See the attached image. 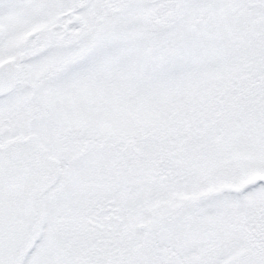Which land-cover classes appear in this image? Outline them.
Instances as JSON below:
<instances>
[{"label": "snow or ice", "instance_id": "1", "mask_svg": "<svg viewBox=\"0 0 264 264\" xmlns=\"http://www.w3.org/2000/svg\"><path fill=\"white\" fill-rule=\"evenodd\" d=\"M0 264H264V0H0Z\"/></svg>", "mask_w": 264, "mask_h": 264}]
</instances>
